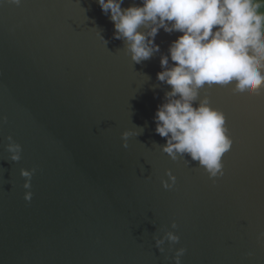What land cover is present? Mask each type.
<instances>
[{"label":"water","instance_id":"obj_1","mask_svg":"<svg viewBox=\"0 0 264 264\" xmlns=\"http://www.w3.org/2000/svg\"><path fill=\"white\" fill-rule=\"evenodd\" d=\"M113 33L97 0H0V264H264V90L201 89L232 141L209 178L155 132L180 33L140 63Z\"/></svg>","mask_w":264,"mask_h":264},{"label":"clouds","instance_id":"obj_2","mask_svg":"<svg viewBox=\"0 0 264 264\" xmlns=\"http://www.w3.org/2000/svg\"><path fill=\"white\" fill-rule=\"evenodd\" d=\"M97 3L112 21L114 37L123 38L136 63L160 51L154 43L160 29L180 33L167 55L160 56L162 70L156 78L170 89L155 111V132L164 138L161 148L173 159L186 153L209 178L223 175L221 156L232 141L223 112L211 107L200 92L213 84L232 85L235 92L247 94L264 90V0H140L124 8L123 0ZM8 150L13 160L20 159V145L10 143ZM34 171L21 169L25 189L30 188ZM31 195L25 191L24 199ZM167 238L179 241L171 232ZM184 252L177 250L176 264Z\"/></svg>","mask_w":264,"mask_h":264}]
</instances>
